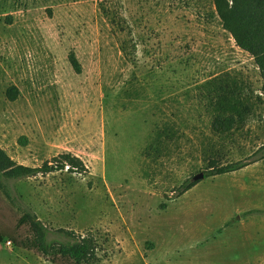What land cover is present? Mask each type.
I'll use <instances>...</instances> for the list:
<instances>
[{"label": "rangeland", "instance_id": "obj_1", "mask_svg": "<svg viewBox=\"0 0 264 264\" xmlns=\"http://www.w3.org/2000/svg\"><path fill=\"white\" fill-rule=\"evenodd\" d=\"M234 46L215 0H0V148L87 169L0 190V264H76L34 247L27 212L50 242L94 239L97 264H264V76ZM226 85L252 114L221 135ZM212 160L249 166L183 193Z\"/></svg>", "mask_w": 264, "mask_h": 264}, {"label": "trees", "instance_id": "obj_2", "mask_svg": "<svg viewBox=\"0 0 264 264\" xmlns=\"http://www.w3.org/2000/svg\"><path fill=\"white\" fill-rule=\"evenodd\" d=\"M215 8L221 19L224 30L230 34L238 47L253 58L255 65L264 76V0H215ZM74 67H78L75 56L70 59ZM18 89L12 87L7 92L11 102L17 100ZM212 109L214 120L212 130L221 135H229L239 130L246 119L252 114V108L247 104L237 89L229 85L218 87L213 92ZM166 136V133L163 134ZM246 162H236L219 165L217 161L209 162L206 177L221 176L238 172L248 167ZM85 172L83 161L72 155H60L53 161L45 163L41 168H31L18 164L8 153L0 148V190L12 201L10 184L14 181L26 180L38 175H47L64 171ZM196 182H187L183 193L188 192ZM30 226L34 234L33 245L36 249L49 254L57 250L63 258H68L76 264H97L99 262L97 243L92 238H77L72 233L65 232L71 240L63 243L50 242L48 232L39 219L27 212L21 220ZM0 237L4 238L1 233Z\"/></svg>", "mask_w": 264, "mask_h": 264}, {"label": "water", "instance_id": "obj_3", "mask_svg": "<svg viewBox=\"0 0 264 264\" xmlns=\"http://www.w3.org/2000/svg\"><path fill=\"white\" fill-rule=\"evenodd\" d=\"M205 179V175L204 174H200V175H197L194 177V182H197V181H201V180H204Z\"/></svg>", "mask_w": 264, "mask_h": 264}, {"label": "crops", "instance_id": "obj_4", "mask_svg": "<svg viewBox=\"0 0 264 264\" xmlns=\"http://www.w3.org/2000/svg\"><path fill=\"white\" fill-rule=\"evenodd\" d=\"M232 38V37H231ZM233 40V39H232ZM234 41V40H233ZM234 44H235V42H234ZM237 50H239L240 52H242V53H245V52H243L242 50H240L238 47H236V45L234 46ZM245 54H247V53H245ZM248 56H249V54H248Z\"/></svg>", "mask_w": 264, "mask_h": 264}]
</instances>
